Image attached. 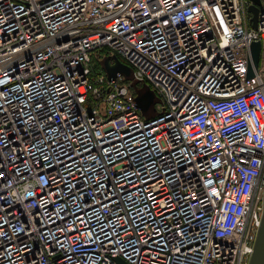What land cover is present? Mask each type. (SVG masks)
I'll return each mask as SVG.
<instances>
[{
  "label": "built area",
  "instance_id": "obj_1",
  "mask_svg": "<svg viewBox=\"0 0 264 264\" xmlns=\"http://www.w3.org/2000/svg\"><path fill=\"white\" fill-rule=\"evenodd\" d=\"M263 211L264 0H0V264H250Z\"/></svg>",
  "mask_w": 264,
  "mask_h": 264
},
{
  "label": "water",
  "instance_id": "obj_2",
  "mask_svg": "<svg viewBox=\"0 0 264 264\" xmlns=\"http://www.w3.org/2000/svg\"><path fill=\"white\" fill-rule=\"evenodd\" d=\"M257 3L260 0H255ZM249 9L257 13L258 7L255 4L249 6ZM256 25V23H254ZM260 49L261 43L259 41L254 42L252 44V58L253 64L255 67H258L260 60ZM113 60V61H111ZM131 67L125 64L116 54L107 56L105 60V71L109 77L116 76L117 72H121L124 74H129ZM249 75H252V68L249 67ZM127 78V77H125ZM154 93L151 89L146 90L140 96H136V100L138 102L139 107L144 110L149 107V105L153 102ZM122 264H128L125 260L120 259ZM250 264H264V211L262 215V221L260 227L258 229L257 237L255 240L254 251L250 256Z\"/></svg>",
  "mask_w": 264,
  "mask_h": 264
},
{
  "label": "rangeland",
  "instance_id": "obj_3",
  "mask_svg": "<svg viewBox=\"0 0 264 264\" xmlns=\"http://www.w3.org/2000/svg\"><path fill=\"white\" fill-rule=\"evenodd\" d=\"M99 55V63L102 67V69L105 71V60L107 58V54L104 52L98 53ZM125 77L131 81L132 86L134 87L135 92L138 96H140L142 93H144L146 90L151 89L154 93L153 102L149 105L147 109L142 110L141 113L145 117H151L153 115H156L161 111V96L155 91L154 88L150 87V84L147 80H139L135 76V70L132 67L129 74H126Z\"/></svg>",
  "mask_w": 264,
  "mask_h": 264
},
{
  "label": "trees",
  "instance_id": "obj_4",
  "mask_svg": "<svg viewBox=\"0 0 264 264\" xmlns=\"http://www.w3.org/2000/svg\"><path fill=\"white\" fill-rule=\"evenodd\" d=\"M98 64V63H97Z\"/></svg>",
  "mask_w": 264,
  "mask_h": 264
}]
</instances>
